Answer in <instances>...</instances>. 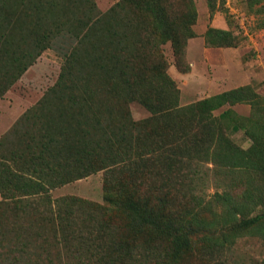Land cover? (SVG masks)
<instances>
[{"label": "trees", "instance_id": "1", "mask_svg": "<svg viewBox=\"0 0 264 264\" xmlns=\"http://www.w3.org/2000/svg\"><path fill=\"white\" fill-rule=\"evenodd\" d=\"M245 2L264 28V0ZM198 17L195 0L105 11L95 0H0V98L47 49L62 58L57 81L0 139V264H229L221 257L240 237L264 239V94L245 84L181 104L169 73L168 42L191 70ZM203 36L209 47L241 40L213 25ZM135 101L148 117L134 120ZM239 130L249 147L232 138ZM100 171L103 202L53 198Z\"/></svg>", "mask_w": 264, "mask_h": 264}, {"label": "rangeland", "instance_id": "2", "mask_svg": "<svg viewBox=\"0 0 264 264\" xmlns=\"http://www.w3.org/2000/svg\"><path fill=\"white\" fill-rule=\"evenodd\" d=\"M95 1L98 8L105 11L118 0ZM195 2L199 12L198 22L195 25L198 31H204L209 25L224 26L232 29L241 40L235 47H209L206 46L203 35L191 38L187 47V59L191 65L189 72L178 69L172 44L170 42L164 44L169 73L177 81L181 91V104H189L245 84H252L259 93L264 94V28L257 26V16L248 9L245 0H217V8L212 17L209 0H195ZM61 64L62 58L53 49H47L0 98V139L57 81ZM130 107L134 120L150 115L149 110L139 102L131 103ZM233 108L243 115L251 112L250 104L246 103L236 104ZM220 111L217 110L216 113ZM231 136L244 148L251 145L252 141L244 130L232 132ZM8 149L9 147L4 149L5 154H8ZM203 183L207 194L222 189L213 181ZM64 195H75L103 202V172H97L52 190L53 198ZM221 259L229 264H264V239L244 235Z\"/></svg>", "mask_w": 264, "mask_h": 264}, {"label": "crops", "instance_id": "3", "mask_svg": "<svg viewBox=\"0 0 264 264\" xmlns=\"http://www.w3.org/2000/svg\"><path fill=\"white\" fill-rule=\"evenodd\" d=\"M213 26H216V25H213ZM216 27H219V28H226V27H224V26H216ZM208 28V27H207ZM227 29V28H226ZM195 30H196V32H197V34L199 35V36H202L203 34H204V32L207 30V29H205L204 31H198L197 30V28L195 27ZM191 64L193 65V62L191 61ZM239 86H241V85H239Z\"/></svg>", "mask_w": 264, "mask_h": 264}]
</instances>
